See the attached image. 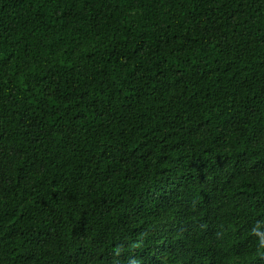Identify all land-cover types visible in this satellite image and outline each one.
<instances>
[{
  "label": "trees",
  "instance_id": "1",
  "mask_svg": "<svg viewBox=\"0 0 264 264\" xmlns=\"http://www.w3.org/2000/svg\"><path fill=\"white\" fill-rule=\"evenodd\" d=\"M0 264H264V0H0Z\"/></svg>",
  "mask_w": 264,
  "mask_h": 264
}]
</instances>
